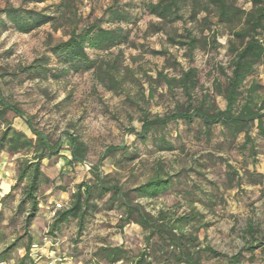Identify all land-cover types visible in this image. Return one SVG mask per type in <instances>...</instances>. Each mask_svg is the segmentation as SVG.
I'll use <instances>...</instances> for the list:
<instances>
[{"label": "rangeland", "instance_id": "obj_1", "mask_svg": "<svg viewBox=\"0 0 264 264\" xmlns=\"http://www.w3.org/2000/svg\"><path fill=\"white\" fill-rule=\"evenodd\" d=\"M21 1L0 0V9L7 5L17 7ZM49 3L30 5L29 8L40 9ZM109 3L110 0H76L77 15L82 21L80 26L87 20L98 18ZM235 3L245 11L250 8L249 0H235ZM156 22L154 18L141 16L131 27L130 43L120 47L122 67L119 90H106L92 72L69 74L59 80L49 77L29 79L24 76L0 79L3 99L18 105L32 118L35 127L52 140L59 136L63 140L65 150L60 157L44 160L41 166L50 182L42 183L39 189V212L29 229L38 244L43 245L41 237L43 228H47L49 210L56 203H69L75 185L90 179V165L98 161L106 148L120 146L129 150V158L134 159L117 162L118 165L105 161L101 171L125 187L143 184L155 174L157 167L163 174L179 176L180 183L171 192L154 200L140 201L150 213L176 206L179 214L185 212L186 205L191 203L206 224L199 232L201 243L229 256L245 245L248 238L244 231L248 225L259 229L264 235V138L259 137L255 128L251 131L256 151L254 158L239 148L243 142L242 136L235 140L227 139L226 132L219 126L213 127L210 141L201 134V127L197 123L188 125L180 121L144 139H137L132 134V130L139 132L143 115L162 117L184 103L181 90L168 89L159 80L158 74L177 79L182 71L195 69L198 81L195 97L206 94L217 109L225 108L223 98L215 93L214 84L224 86L225 83L218 67L228 74L230 54L227 42L231 39L228 29L221 28L216 38L217 45H213L204 25L188 24L187 27L193 28V33L205 44L191 56H186L185 50L172 46L166 36V33H181V25L165 27L164 32L153 34L150 25ZM66 32L67 26L53 31L49 25H44L29 34H20L10 24L6 28L0 26V73H15L18 67L29 65L44 53L46 44L64 40ZM159 52L162 54H156ZM96 55L91 54L92 57ZM54 63L51 61V65ZM251 81L264 88V66L246 84ZM7 119L16 130L29 133L22 118L8 113ZM65 133L76 136L87 147L84 163L73 167L66 164ZM159 137H164L173 150L159 151L156 146ZM9 156L14 185L16 162L29 155L21 152ZM115 157L118 161L121 156L116 154ZM228 166L238 174L240 186H235L236 178L231 182L227 180ZM21 188L19 186L6 202L3 245L22 233V217L13 215L17 205L16 196L20 199ZM119 220L120 212L107 211L101 203L100 210L88 221L85 233L78 240V254H74L73 261L86 263L88 255L102 244L115 246L123 243L134 252L141 250L144 237L140 228L127 225L119 229ZM75 232L73 221L62 229L58 238L62 240L58 243L60 254L68 255L71 252ZM21 253L22 249L18 247L9 261L12 262Z\"/></svg>", "mask_w": 264, "mask_h": 264}, {"label": "trees", "instance_id": "obj_2", "mask_svg": "<svg viewBox=\"0 0 264 264\" xmlns=\"http://www.w3.org/2000/svg\"><path fill=\"white\" fill-rule=\"evenodd\" d=\"M47 2H50L49 5L40 9L29 8L30 5H43ZM249 3L250 8L245 11L236 5L235 0H110L98 18L87 20L80 26L82 21L77 15L76 0H22L17 7L7 5L0 9L2 28L10 24L17 33L29 34L44 25H49L53 31L67 26V32L64 33L66 38L54 44H46L41 56L29 65L18 67L15 73H0V79L24 76L29 79L49 77L59 80L69 74L92 72L106 90L116 91L121 86L120 47L130 43L131 27L136 25L141 16L157 20L150 25L153 34L164 32L165 27L180 24L181 33H166V36L172 46L184 49L186 56H191L205 44L203 39L193 33V28L187 27L188 24L204 25L213 45H217L216 38L221 28H225L231 36L227 42L230 54L228 74L218 67L225 83L224 86L214 84L215 93L223 98L225 108L217 109L206 94L195 97L194 92L198 88L195 69L182 71L177 79L158 74L159 80L168 89L181 90L184 103L162 117L143 115L139 132H131L137 139H144L180 121L188 125L197 123L201 127V134L210 141L213 127L219 126L226 132L227 139L235 140L242 136L243 142L239 148L254 158L256 151L252 129L255 128L259 137L264 138V88L255 81L249 84L246 82L264 66V0H249ZM91 54L97 55L92 57ZM51 61L55 62L54 65H51ZM8 113L22 118L29 133L13 128L7 119ZM0 126V153L16 155L23 152L29 155L17 160L15 183L0 202V262L37 264L34 256L42 258L38 250L43 245L35 241L29 229L39 212V189L42 183L50 182L41 166L44 160L60 157V153L65 150L63 140L61 136L52 140L49 135L37 129L32 118L18 105L1 97V91ZM65 136L68 154L65 156L66 164L73 167L84 163L88 154L85 144L69 133H65ZM156 146L159 151L173 150L164 137L156 140ZM116 154L121 156L118 161ZM133 159L129 158V150L124 146L106 148L98 161L90 165V179L75 185L68 206L48 219L41 242L53 243L63 228L75 222V243L71 244V252L68 255L58 253L61 258L74 260L78 240L102 203L105 210L120 212L119 229L127 225L140 228L144 247L134 252L123 243L115 246L102 244L88 255L86 263L80 264H264V235L252 225H248L244 231L248 238L245 245L229 256L201 243L199 232L206 224L191 203L186 205L185 212L179 214L176 206L160 208L154 213L146 210L140 201L154 200L171 192L180 183L178 175L163 174L160 167H157L151 178L139 186L129 188L101 171L105 161L118 165L117 162ZM228 169L227 180L231 182L236 178L235 186H240L238 174L229 166ZM19 186H22L20 199L13 215L22 217V233L3 245L6 202ZM18 247H21L22 253L12 262L9 261Z\"/></svg>", "mask_w": 264, "mask_h": 264}, {"label": "crops", "instance_id": "obj_3", "mask_svg": "<svg viewBox=\"0 0 264 264\" xmlns=\"http://www.w3.org/2000/svg\"><path fill=\"white\" fill-rule=\"evenodd\" d=\"M9 154L1 152L0 154V189L6 194L9 192L13 180H12V168L9 162ZM15 204L18 203L19 197L16 196ZM62 240L56 239L52 242H45L43 246L39 247L38 254L42 257L37 264H79L75 263L70 258H61L58 252V243Z\"/></svg>", "mask_w": 264, "mask_h": 264}, {"label": "built area", "instance_id": "obj_4", "mask_svg": "<svg viewBox=\"0 0 264 264\" xmlns=\"http://www.w3.org/2000/svg\"><path fill=\"white\" fill-rule=\"evenodd\" d=\"M6 193L0 189V202L1 200L5 197ZM68 206V203H65V204H59V203H56L50 210H49V219H52L54 216H55V213L58 211V210H61V209H64ZM33 249L36 248V246H32ZM39 257L38 256H34V262L37 263L39 261ZM0 264H7L6 262H0Z\"/></svg>", "mask_w": 264, "mask_h": 264}]
</instances>
